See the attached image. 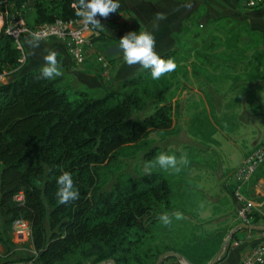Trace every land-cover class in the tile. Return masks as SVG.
Masks as SVG:
<instances>
[{
    "label": "trees",
    "instance_id": "1",
    "mask_svg": "<svg viewBox=\"0 0 264 264\" xmlns=\"http://www.w3.org/2000/svg\"><path fill=\"white\" fill-rule=\"evenodd\" d=\"M75 2L11 0L10 14L19 12L29 22L26 14L32 8L34 25L71 20L78 17ZM102 38L100 34L92 41ZM160 56L175 61L183 54L171 49ZM20 57L5 24L0 30V74L5 76L0 81V220L8 227L17 218L32 225L35 254L19 261L64 264L78 253L80 259L72 264H100L111 258L116 264H156L160 254L174 250L192 264H208L227 231L203 237L191 232L190 238L182 233V243L173 241L178 229L159 220L163 213L171 220L176 213L166 175L151 171L127 180L120 175L111 182L112 176L104 178L102 173L125 146L151 130L173 127L176 107L166 97L171 87L156 85L149 100L146 85L152 80L151 69H141L123 79L118 89L79 88L63 71L49 80L39 78L41 67L20 70ZM8 69L14 71L7 75ZM64 171L71 173L79 198L60 204L57 180ZM20 192L23 200L17 201ZM255 216L254 223L260 224L261 216ZM156 232L169 234L168 239L155 240ZM236 239L237 232L230 242Z\"/></svg>",
    "mask_w": 264,
    "mask_h": 264
},
{
    "label": "crops",
    "instance_id": "2",
    "mask_svg": "<svg viewBox=\"0 0 264 264\" xmlns=\"http://www.w3.org/2000/svg\"><path fill=\"white\" fill-rule=\"evenodd\" d=\"M119 2L118 12L110 14L107 19L100 18L103 29L92 27L95 36H103L96 42L95 50L108 56L109 47L118 44L129 31L150 30L155 35L154 50L159 55L171 49L182 52L179 60L180 102L185 115L194 111L205 119L204 126L211 128L210 136H198L195 141L210 144L212 146L207 150H215L207 160L210 174L217 175V182L212 186L214 194L204 186L197 190L209 195L201 217H208V222L214 223L211 233L232 232L239 221L235 213L237 203L229 202L230 191L235 185L233 173L264 139V3L250 6L246 0ZM157 13L165 18L156 21ZM28 38L29 35L21 38L27 57L24 71L42 67L46 50L53 49L59 53L57 58L62 71L79 88L102 87L108 81L126 79L143 69L139 65L129 67L120 52L110 55L112 67L106 77L94 49L89 50L87 63L80 67L69 55L63 41L41 40L34 47L27 42ZM192 103L195 104L193 108ZM251 124L253 127L249 126ZM191 126L190 122H185V129ZM247 128L249 131H245ZM220 186L223 190L215 193ZM262 188L264 190V176L256 185L255 193L264 195ZM194 189L185 192L191 193ZM261 210L264 212V206ZM260 223L264 224V218ZM235 232L237 239L223 258V255L219 256L216 264H240L257 244L264 243V232L247 229H236Z\"/></svg>",
    "mask_w": 264,
    "mask_h": 264
},
{
    "label": "rangeland",
    "instance_id": "3",
    "mask_svg": "<svg viewBox=\"0 0 264 264\" xmlns=\"http://www.w3.org/2000/svg\"><path fill=\"white\" fill-rule=\"evenodd\" d=\"M47 2V1H45ZM12 3L8 2L4 7L10 12V8L12 7ZM30 13L32 14H26L27 18L29 19V24H33L34 20V10L28 9ZM9 19L8 16L5 15L4 20L7 21ZM2 24L1 18H0V25ZM21 56L24 54L22 50H20ZM26 55V52H25ZM20 62V61H19ZM177 63V68L170 73L164 74L160 79L154 80L152 79L148 84L146 85L149 100H151V97L153 96V91L155 90L156 85L157 86H170L171 89L166 93L167 99H171L173 103L175 104L176 111L173 121V127L166 131H157V130H151L149 131L145 137L140 140L137 143H133L131 145L125 146L122 150L119 152L118 160L110 165L107 166L102 170V173L105 177H111V182L115 181L116 178L120 175L123 176L125 180L129 178L138 177L145 173L144 171V165L147 161H152L155 159V157L159 153H167L169 155H175L177 158H179L181 155L186 154L188 160L190 163L182 169L181 172L176 173L175 171L169 169L164 170L160 168L159 166L153 168L151 171H160L164 175H166L171 184H172V202L174 204V210L175 212H179L182 214V218L176 219L175 215L173 216L171 226H174V229H178L177 236H172L173 241H178L179 243H182L184 241L182 237V233L185 234L188 238L192 236V233L198 234V236H208L211 234V228H213L214 223L208 222L209 220L206 217L202 216V211H204V208L207 205V201L209 199V195L202 192H198L197 190L201 186H204L205 188H209V191H211V194H214V188L212 187L217 182V175L214 176V174H210L211 170L209 167V163H207V160L211 158V156L214 154L215 150L210 149L207 150V148H210L212 145H207L205 143H202L200 141H195L194 138L198 136H205L208 135L211 131V128L209 125L204 126L205 119H201L198 117L197 113L194 111H188L185 115L183 105L180 102V80H179V60H175ZM27 63V57L24 60V62H20L18 65L20 70L24 69ZM14 70L8 69L4 73L7 75H10ZM1 75V74H0ZM128 78V77H127ZM122 80H111L106 83V88H116L118 89L120 86ZM75 85V84H74ZM193 108L195 106L194 103L190 104ZM151 108V107H150ZM150 110V109H149ZM192 110V109H190ZM200 116V115H199ZM213 116H216V114H213ZM216 121L218 119L214 118ZM230 121H233V119H229ZM185 122L189 124L191 123V128L185 129ZM196 122H198L196 124ZM200 122H203L200 123ZM219 123V122H217ZM253 127V124L249 125ZM249 131V128L247 130ZM264 133V132H263ZM210 136V135H208ZM220 137V134L217 135ZM155 149V152L149 156V158L146 156V153L150 151L153 148ZM224 159H226V156H224ZM206 162V163H204ZM208 166V168H207ZM264 176V162L263 164L257 169V172L252 179V181L245 186L243 193L246 196V198L256 205H262L264 206V195L255 193V187L259 183L260 178ZM222 185V184H221ZM217 190L215 193H220L223 190V187ZM195 188L194 192L186 193L185 190ZM263 190V188H262ZM264 191V190H263ZM208 192V191H207ZM188 197V201H187ZM207 199V200H206ZM229 202L237 203V199L234 195V191H230V200ZM185 206V207H183ZM262 208V207H261ZM238 211V204L237 208L235 210V213L237 215ZM257 212H259L257 210ZM234 214V213H230ZM232 217V216H231ZM234 217V216H233ZM233 220V218H232ZM163 226V225H161ZM224 225L221 226L223 228ZM162 228V227H159ZM209 230V232H208ZM0 264H4L5 262H11V261H19V260H25L26 258H29L35 254L34 248L30 242L26 243H17L16 239L14 238L10 227H8L7 223L4 222L2 219L0 220ZM258 232V231H256ZM231 232H228L226 234V241H224L222 244V248L218 251L219 256L224 255L228 249L229 246L233 241L230 242ZM234 234V233H233ZM168 235H162L158 232H156V238H154L157 241H163L168 239ZM182 237V238H181ZM179 238V239H178ZM148 243V241H147ZM264 244V243H260ZM172 256V255H169ZM167 256L164 258L162 264H183L182 261L176 259V262H173L172 258H169ZM174 257V256H173ZM175 258V257H174ZM80 259V254L76 253L72 256V258L64 264H72L74 261ZM186 263L187 261L184 260ZM158 262V259H157ZM156 262V264H157ZM188 262L192 264L189 260ZM100 264H110L107 261H103ZM188 264V263H187Z\"/></svg>",
    "mask_w": 264,
    "mask_h": 264
},
{
    "label": "built area",
    "instance_id": "4",
    "mask_svg": "<svg viewBox=\"0 0 264 264\" xmlns=\"http://www.w3.org/2000/svg\"><path fill=\"white\" fill-rule=\"evenodd\" d=\"M11 0H0V8L4 7ZM250 6L258 5V0H246ZM5 10V11H4ZM8 16L7 21L4 17ZM0 18L2 24L0 30L6 24V32L9 33L15 40V43L19 50L24 53L19 61L24 62L26 59L24 46L22 43V36L29 35L30 33L39 32L44 38L42 40H61L66 44L69 55L73 61L80 67H83L89 58V50H95V44L92 38L95 37L92 26L85 27V22L81 17H76L71 20H64L57 18L53 22H47L39 25L29 24L25 18L19 13L10 14V12L4 7L0 10ZM96 59L100 64V69L103 76L108 77L112 63L106 55L96 52ZM5 76L0 75V81H4ZM264 162V139L259 145L245 158L239 168L233 173L235 179L234 195L237 199L238 211L237 217L239 222H245L248 224H256L254 220L255 214L258 213L261 216V220L264 218V212L261 210L262 205H256L252 201L248 200L243 193L244 185L253 177L257 169ZM17 201L23 200V192H20L15 196ZM257 210L259 212H257ZM260 220V221H261ZM261 224V223H260ZM11 232L16 239L17 243L30 242L32 236V225L29 220L24 218H17L13 220L10 226ZM264 263V244H257L252 252L244 259L240 264H263ZM10 264H33V260L28 261H15Z\"/></svg>",
    "mask_w": 264,
    "mask_h": 264
},
{
    "label": "clouds",
    "instance_id": "5",
    "mask_svg": "<svg viewBox=\"0 0 264 264\" xmlns=\"http://www.w3.org/2000/svg\"><path fill=\"white\" fill-rule=\"evenodd\" d=\"M76 15L85 22V27L92 26L103 29L104 25L100 18L107 19L110 14L118 12L120 8L119 0H76L73 4ZM99 17V18H98ZM163 14L157 13L155 20L164 19ZM156 25L154 24L153 27ZM44 37L39 33H30L27 42L32 46H38ZM155 35L150 30L129 31L119 39L118 48L123 53V59L129 67L139 65L143 69H151L152 79H160L164 74L173 72L177 68V63L172 58L167 60L161 57L155 50ZM59 53L53 49H47L44 56V65L40 69L41 79H53L61 76L62 69L58 60ZM190 161L186 154L177 158L174 154L159 153L154 160L145 162V174L151 175V170L157 166L164 170H173L176 173L182 171ZM58 189L56 197L58 203L67 204L79 198V190L74 183L70 172L64 171L57 180ZM176 219L182 218V214H174ZM159 220L164 225H170L172 220L168 213L159 216Z\"/></svg>",
    "mask_w": 264,
    "mask_h": 264
},
{
    "label": "water",
    "instance_id": "6",
    "mask_svg": "<svg viewBox=\"0 0 264 264\" xmlns=\"http://www.w3.org/2000/svg\"><path fill=\"white\" fill-rule=\"evenodd\" d=\"M118 44H114V45L109 47V54L110 55H116V54L122 52L119 50ZM240 228H245L248 230H255V231L256 230L264 231V224H248L245 222H241L237 225V227L234 230H232V232L230 233V236L232 237L233 233L236 231V229H240ZM169 255L174 256L176 259H178L182 262H183V260H186L188 262V260L185 258V256L183 254L176 252L174 250H168V251H165L164 253L160 254L157 264H162L164 258H166ZM218 260H219V254H217L208 264H216L218 262ZM107 262L110 264H116L115 260L112 258L108 259Z\"/></svg>",
    "mask_w": 264,
    "mask_h": 264
},
{
    "label": "bare ground",
    "instance_id": "7",
    "mask_svg": "<svg viewBox=\"0 0 264 264\" xmlns=\"http://www.w3.org/2000/svg\"><path fill=\"white\" fill-rule=\"evenodd\" d=\"M183 264H187L184 260H183V262H182Z\"/></svg>",
    "mask_w": 264,
    "mask_h": 264
}]
</instances>
